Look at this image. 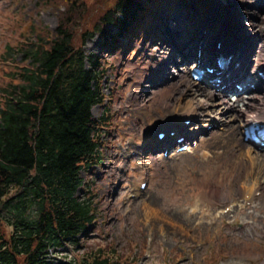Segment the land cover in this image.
<instances>
[{
	"label": "rangeland",
	"instance_id": "obj_1",
	"mask_svg": "<svg viewBox=\"0 0 264 264\" xmlns=\"http://www.w3.org/2000/svg\"><path fill=\"white\" fill-rule=\"evenodd\" d=\"M84 1L89 6V17L77 30L78 35L84 32V27L90 26V19L99 13L100 7L101 15L118 10L117 0ZM147 1L153 6L157 4L154 11H159L158 22H154L156 18L151 22L146 19L145 25L138 21L137 31L123 41V51L111 54L110 43L106 44L100 33L94 38H88L84 46L85 53L107 57L111 66L118 65V68L115 72L114 69L111 71L108 78L110 90H106V93L114 91V100L107 103L111 111L110 120L114 123L116 118V126L110 133L108 146L104 150V164L96 168L94 175H84L93 187L98 188L97 225L92 229L93 235L82 240L80 245L83 246L77 254L83 255L92 249L97 251L104 245H114L121 254L120 260L129 258L131 264H217L219 260V264H236L239 260L243 263L238 264H264V250L251 253L248 258L240 255L245 249L250 251V248L256 247L258 242L264 243V225H258L253 231L245 227L243 220L252 222V219L242 214L240 208L238 212L230 214H222L221 209L217 219H204V224L187 231L178 227L186 225L174 221L175 213L182 208H192L190 204L200 199L201 192L205 194L204 200L207 201L213 184L221 185L224 193L230 190L237 192L238 178L222 177L223 169L215 174L214 171L205 174L201 172L198 168L201 164L199 161L204 152L209 153L202 146L203 142L187 154L176 157H172V151L169 154L160 150L153 152L155 148L152 146L161 145L156 139L157 129H164L162 121L172 112L170 105L173 100L179 98L176 89L180 82L177 78L179 73L183 71L189 82L200 85L191 80L188 76L189 68L182 61L190 56L188 50L182 45L183 54L175 55L173 52L172 58L168 54L170 46L164 44V38L173 33L182 40L190 36V41L195 42L205 35L208 43L215 37L225 38L226 29H230L231 34L237 33L241 23L246 28L244 33L257 49L263 47L259 50L264 54V0L259 4H255L256 0ZM246 14L248 15L245 16ZM116 16L120 17V14ZM57 17L58 8L44 6L43 0H0V87L8 81L6 75L10 70L4 61L8 50L6 45H16L17 38L24 36L22 32L27 31L32 23L39 25L40 29L48 27L54 31ZM228 19L233 24L235 22V25ZM12 23L17 26L16 31ZM153 24L157 25L152 26ZM108 28L113 34L119 31L114 26ZM141 28L146 30L142 31ZM141 31L145 36L143 43H140L141 40L136 41ZM192 31L194 32L191 33ZM210 45L213 46L211 43ZM22 57L23 54L16 56L15 67L22 61ZM23 65L21 63L20 67ZM142 89L147 90V95H143ZM183 101L184 106H188L186 100ZM176 107L179 109L182 105L175 104ZM102 113L103 107L93 109L96 118ZM191 119L189 127L194 128L211 121L208 116L203 117L204 121ZM242 130L240 126V139L243 136ZM152 135L153 143L149 140ZM207 137L205 138L209 139L212 136ZM148 143L150 144L147 145ZM248 147L250 146L247 145L245 150ZM133 151L136 154H132ZM216 151L214 149L213 152ZM143 167L147 172L143 171ZM143 178L149 180L148 189L139 193L137 184ZM231 180L234 187L230 185ZM132 195L135 197H131ZM260 195L258 192L257 197ZM235 196L238 198L237 194ZM212 201L221 205V208L235 204L232 199L222 204L218 197L212 198ZM244 206L247 207L243 209ZM255 209L254 205L243 204L241 207L244 212H253ZM193 249L198 252L195 258L191 255ZM211 252L214 253L213 256ZM105 253L110 255L107 251ZM75 254V249L66 245L53 252L50 259L55 264H68ZM137 256L139 260H130Z\"/></svg>",
	"mask_w": 264,
	"mask_h": 264
},
{
	"label": "trees",
	"instance_id": "obj_2",
	"mask_svg": "<svg viewBox=\"0 0 264 264\" xmlns=\"http://www.w3.org/2000/svg\"><path fill=\"white\" fill-rule=\"evenodd\" d=\"M117 2L122 28L145 6L143 0ZM43 3L64 8L56 30L32 23L4 55L23 57L0 87V264H49L52 247L77 241L97 210L98 193L82 191V174L101 163L102 135L111 126L106 116L95 120L91 111L102 101L107 67L83 50L86 39L102 30L101 14L78 35L89 17L84 0ZM111 13L104 17L112 21ZM93 251L86 264H108Z\"/></svg>",
	"mask_w": 264,
	"mask_h": 264
},
{
	"label": "bare ground",
	"instance_id": "obj_3",
	"mask_svg": "<svg viewBox=\"0 0 264 264\" xmlns=\"http://www.w3.org/2000/svg\"><path fill=\"white\" fill-rule=\"evenodd\" d=\"M228 20L230 21V19ZM227 24L229 25L228 22ZM226 32L228 33L227 29ZM205 38L199 40L200 43L197 41L191 42V44H193V47L191 48V46H188L189 43L186 44V41H181L180 36L169 33L168 38H164V44H167L168 47L170 46L168 54H170L172 58L174 56L173 52H175V55L177 53L183 54L182 45H184V49L190 47V56L184 58L185 63H190L192 59H196L197 52L198 54L200 52L202 53V59H204L203 54H207L209 52L208 50L210 44L205 41ZM223 44L224 43H222L221 50L227 51L228 48H226ZM175 49L176 51H174ZM240 49L241 48L237 46V50L239 51H237V53L231 52L233 55V61L247 60L248 62L250 60V62L253 63L256 62V58L258 60L264 58V55L260 54L253 46L248 49L252 51L254 56L253 58L249 55V52L248 55H245V52H240ZM217 53H221V51L217 50ZM168 62L171 63L170 60H168ZM177 78L178 80L180 79V82L176 85L179 98L177 100H173V103L170 105L172 112H169L167 118L162 121V126L164 128L177 129V123H184L182 121L186 119L196 118L197 121H204L203 117H210L211 121L209 123H205V125L201 126L199 129L188 128L183 133H186L189 137L199 134V132L205 133L199 138V140L203 142L202 146L204 148L206 147L209 151V153L204 152L199 161L201 164L198 168H200L203 174L208 171H214L215 174L216 171L218 173L221 169H223L224 174L222 177L228 179L238 178V185L236 188L237 192H235V190H230L228 193H224L221 185L213 184L211 194L207 201L204 200L205 194L201 192L200 199L195 200L194 204H190L192 208L189 207L187 208L188 210H186V208H182L180 212L175 213L174 221H179L182 225H186L185 227L178 225V227L183 228L181 229L182 231H187L188 229H192L194 226L204 224L202 222L204 219H217L220 210L226 208H221V205L215 204L212 201V198L218 197L220 198L222 204L229 199H234V202L238 201L241 203V206L247 202L254 203L255 208H257L253 212H244L241 210L240 212H242V214H246V216L252 219V222L244 219L242 223L248 229L252 231L256 230L258 225H264V153L257 152L255 148H248V150H245L246 143L243 138L240 139L239 128L241 123L249 122L255 117L264 119V105L260 104L259 97H252L254 100L239 98L237 102H227L225 101V98L218 97L202 84L197 85L189 82L186 79V73L183 71L180 72ZM142 92L144 96L147 95V90L142 89ZM257 98H259V100ZM183 100H186L185 103H187L188 106H184ZM175 104H180L182 107L177 109V107L175 108ZM255 113L256 115L254 116ZM211 124H214L215 128L206 132L205 127ZM217 129H220L221 131H214ZM207 136L212 137L206 139L205 137ZM155 147L159 149L162 148L160 145ZM214 149L217 151L213 152ZM187 153L188 152H185L183 154ZM176 156H178L176 153L172 154V157ZM239 179H241L240 182ZM231 181L230 185L234 187L235 184L233 180ZM140 184L141 182L137 184L139 187V193L142 192L140 191ZM258 192L261 193L259 197H257ZM236 194L238 195V198L235 196ZM238 211L239 204H237L233 210L231 209L228 214ZM150 212L155 215L152 211ZM197 221L200 222L197 223ZM263 250L264 243L258 242L256 247L254 246L250 248V251L245 249V252L240 253V255L248 258L249 254L256 251L260 253ZM191 255L194 258L197 257V250L193 249L191 251ZM239 262L243 263L242 260H239L236 264Z\"/></svg>",
	"mask_w": 264,
	"mask_h": 264
}]
</instances>
